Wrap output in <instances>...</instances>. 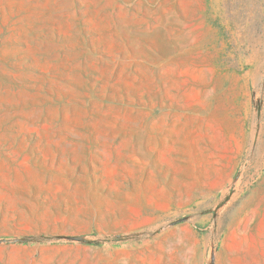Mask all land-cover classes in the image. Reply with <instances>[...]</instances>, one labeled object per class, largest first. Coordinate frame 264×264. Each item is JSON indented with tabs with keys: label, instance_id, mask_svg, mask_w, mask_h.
<instances>
[{
	"label": "rangeland",
	"instance_id": "374dc122",
	"mask_svg": "<svg viewBox=\"0 0 264 264\" xmlns=\"http://www.w3.org/2000/svg\"><path fill=\"white\" fill-rule=\"evenodd\" d=\"M144 256L264 264V0H0V264Z\"/></svg>",
	"mask_w": 264,
	"mask_h": 264
},
{
	"label": "crops",
	"instance_id": "0c3cea01",
	"mask_svg": "<svg viewBox=\"0 0 264 264\" xmlns=\"http://www.w3.org/2000/svg\"><path fill=\"white\" fill-rule=\"evenodd\" d=\"M166 142V140H165ZM172 147V146H171ZM112 176V175H111ZM111 181H112V177H111ZM148 257L147 256H144V257H139V259H135V260H132L128 263H125V264H143V262L147 259Z\"/></svg>",
	"mask_w": 264,
	"mask_h": 264
},
{
	"label": "bare ground",
	"instance_id": "6f19581e",
	"mask_svg": "<svg viewBox=\"0 0 264 264\" xmlns=\"http://www.w3.org/2000/svg\"><path fill=\"white\" fill-rule=\"evenodd\" d=\"M167 154H168V150H163V152H162V159H165L166 158V156H167ZM173 168V167H172ZM110 170V169H109ZM153 260H151L150 262H149V264H153ZM156 264H163V263H161L160 262V260H158V262L156 263Z\"/></svg>",
	"mask_w": 264,
	"mask_h": 264
}]
</instances>
